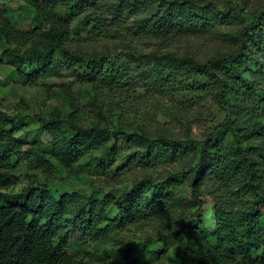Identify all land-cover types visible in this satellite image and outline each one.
Segmentation results:
<instances>
[{"label":"trees","instance_id":"16d2710c","mask_svg":"<svg viewBox=\"0 0 264 264\" xmlns=\"http://www.w3.org/2000/svg\"><path fill=\"white\" fill-rule=\"evenodd\" d=\"M23 1L32 8L27 29L12 23L0 4V39L28 48L7 53L6 61L15 67L19 83L75 77L102 101L131 98L134 70L105 58H93L82 66L83 59L75 51L81 43L122 40L130 33L146 38L162 37L169 31L196 34L213 29L228 17L225 10L192 0ZM57 10L62 11L61 16ZM82 12L86 14L74 23ZM237 42L234 53L204 62L168 56L185 77L178 89L213 86L225 112L202 140L79 126L64 116H50L43 123L52 138V150L62 141L56 156L67 165L94 152H102L115 162L119 138L128 146L135 141L144 146L145 152L130 160V165L144 169L170 167L194 153L196 160L188 171V200H180L178 191L184 183L182 171L169 172L166 178L144 177L129 192L110 199L64 193L46 183L13 191L20 178L30 172L41 171L47 180L51 178V167L43 155L48 147L39 141L14 138L26 116L0 109V264H80L67 248L74 231L91 241L99 240L177 204L185 211L177 232L181 237L161 234L156 247L163 249L154 250L167 259L164 264H264V95L244 84L250 58L260 55L264 59V10L241 27ZM229 95L238 102L239 110L231 108ZM222 132L229 139L222 137ZM206 199L213 210L214 231L204 226Z\"/></svg>","mask_w":264,"mask_h":264},{"label":"rangeland","instance_id":"374dc122","mask_svg":"<svg viewBox=\"0 0 264 264\" xmlns=\"http://www.w3.org/2000/svg\"><path fill=\"white\" fill-rule=\"evenodd\" d=\"M192 1L199 5H214L227 11L228 17L213 29L196 34L182 35L169 31L162 37L146 38L130 33L122 40L100 39L94 43H81L75 49L83 59L82 66L93 58H105L133 68L131 79L135 89L130 93L131 98L124 102L99 100L93 92L81 86L75 77H50L32 85L20 84L15 67L6 61L7 53L10 49L24 52L28 48L5 43L0 39V59L3 60L0 64V109L9 114L26 116L25 124L14 138L23 142L39 141L47 146L43 155L52 173L47 180L41 171L30 172L20 178L12 188L13 191H19L26 185L46 183L64 193L77 192L110 199L129 192L144 177L166 178L169 172L182 171L185 176L180 175V178H184V183L178 187L182 196L180 200L189 199L188 171L195 163L194 153L170 167L144 169L130 165L135 154L140 156L145 152L144 146L138 141L128 146L119 138L121 145L115 162L110 161L102 152H94L67 165L60 156H56V147L62 141L52 150V138L43 128V123L47 117L64 116L79 126L99 125L110 130L123 129L128 132L136 130L150 137L163 136L175 140H202L206 137L225 114L218 104L216 91L213 86H207L204 90L178 89V83L185 77L168 56L192 57L204 62L234 53L239 46V30L254 15L264 10V0ZM0 4L12 23L24 29L29 27L32 19L30 4L23 0H0ZM56 13L61 16L62 11L57 10ZM84 14L82 12L77 15L73 22H77ZM245 44L249 46L246 40ZM246 66L244 84L256 88L258 94L264 95V59L254 55ZM228 100L231 108L239 110V104L232 95H229ZM60 128L66 129L64 125H60ZM221 136L229 139L226 132H222ZM109 164L110 167L106 169L105 166ZM209 203L206 199L204 226L214 231L213 210ZM182 207L179 204L173 205L149 220L118 228L99 240L91 241L82 232L74 231V239L68 242L67 248L80 264H164L167 259L156 255L154 250L163 249L161 245L156 247L161 234L177 238L180 236L177 232L185 214ZM107 217L110 218L111 213ZM185 259L188 260V257Z\"/></svg>","mask_w":264,"mask_h":264}]
</instances>
